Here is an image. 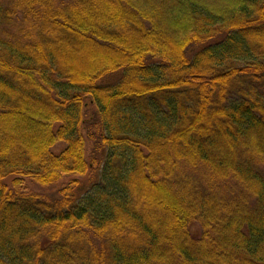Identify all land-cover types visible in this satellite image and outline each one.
I'll list each match as a JSON object with an SVG mask.
<instances>
[{
	"label": "trees",
	"instance_id": "obj_1",
	"mask_svg": "<svg viewBox=\"0 0 264 264\" xmlns=\"http://www.w3.org/2000/svg\"><path fill=\"white\" fill-rule=\"evenodd\" d=\"M0 264H264V0H0Z\"/></svg>",
	"mask_w": 264,
	"mask_h": 264
},
{
	"label": "rangeland",
	"instance_id": "obj_2",
	"mask_svg": "<svg viewBox=\"0 0 264 264\" xmlns=\"http://www.w3.org/2000/svg\"><path fill=\"white\" fill-rule=\"evenodd\" d=\"M204 3L209 4L210 6H224V5H233V2L235 0H202ZM65 148V144L64 143H59L57 146L54 147L53 152L54 153H59L61 150H63ZM88 154H90V146H88ZM29 186L32 190L39 192L40 194L50 197L52 199H55L58 197V191L61 189V184L53 187V188H48V189H43L40 188L32 183H29ZM190 231L192 234H194L195 236L200 235V228L198 225H193L190 228Z\"/></svg>",
	"mask_w": 264,
	"mask_h": 264
}]
</instances>
